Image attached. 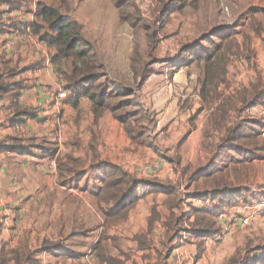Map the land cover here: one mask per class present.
<instances>
[{"label":"crops","instance_id":"obj_1","mask_svg":"<svg viewBox=\"0 0 264 264\" xmlns=\"http://www.w3.org/2000/svg\"><path fill=\"white\" fill-rule=\"evenodd\" d=\"M21 1L22 6L17 8L0 0V71L6 82L21 84L20 105L37 110L38 115L20 124L25 118L15 117V98L8 96L0 100V144L13 146L21 142L23 147H34L27 155L2 152L0 148V221L3 223L0 255L2 258L4 255L1 261L30 264L27 262L30 257L37 264H101L94 249L102 241L106 255L124 264L228 262L242 242L238 234L224 239L217 235L205 239L191 237L183 245L177 243L178 238L170 240L174 234L168 224L172 217L181 216L182 209L179 203L172 207L167 195L148 196L129 212L126 220L114 222H108L105 216L114 205L100 202L95 195L102 186V168L107 163L134 176L135 171L130 168L136 163L161 161L163 180L159 182L175 185L170 181L174 168V174L182 171L186 176L188 172L210 168L216 162L227 136H220L217 131L222 119L211 130L207 121L208 116L210 121L213 117L206 107H201L192 124L195 113L189 110V99L178 97L184 88H190L183 74L191 66L182 68L169 80L163 75L158 77V68H155V73L137 87V99H133L132 106L154 113L156 121V128L144 126L152 146H138L111 112L96 120L89 99L83 98L77 109L68 104L70 98L63 105L58 104V93L62 89L66 91V82L52 62L56 51L29 30L36 22L41 0ZM83 4L80 7L75 0H70V11L60 10V13L83 27L84 37L94 45L97 55L106 58L105 63L101 57L100 61L108 73L113 67L115 71L126 70L129 58L110 43L119 27L125 25L121 24L118 9L111 0H88ZM160 66L169 70L168 64ZM11 69L15 75L9 73ZM118 86L125 85L115 84ZM201 91L198 96L203 102ZM148 93L152 97H148L149 102L141 101V94L148 96ZM178 109L191 113L186 124L178 118L175 120ZM58 127L63 132L61 139H58ZM65 141L68 149L63 150ZM155 141L169 145L161 152ZM44 144L57 150L55 159L41 157ZM253 162L264 163V160ZM253 162L235 161L230 165L228 180L234 184L249 180L252 171L249 165ZM250 180H254L253 175ZM238 185L248 191V194L243 191L246 198L256 197L263 191L256 192L251 184ZM189 201L197 209L214 207L210 202ZM240 204L235 208L243 207ZM42 248L47 250L40 251ZM35 251L37 254H33Z\"/></svg>","mask_w":264,"mask_h":264},{"label":"trees","instance_id":"obj_2","mask_svg":"<svg viewBox=\"0 0 264 264\" xmlns=\"http://www.w3.org/2000/svg\"><path fill=\"white\" fill-rule=\"evenodd\" d=\"M63 1V5L68 4V0ZM113 1L120 12L121 24H129L136 32L140 19L139 21H134L133 19L130 21L128 13L125 14L123 12L127 7L126 0ZM171 1L177 2L178 0ZM187 2L188 0H182L179 5H174L175 3L172 2L171 5L170 2L167 3V6L162 11L163 16H168L177 10L185 9ZM6 3L11 5V7L19 8L22 6L21 0H6ZM30 29L34 34L40 36L41 41L50 49L56 51L52 62L66 82V91L70 94V99H67L69 105L77 109L79 108L80 101L83 98H87L93 104V112L96 120L101 118L104 113L111 112L114 118L124 126L126 133L134 144L142 147L152 146L146 136L148 129L145 127L153 126V128H156L155 114L141 108H134L132 106V100L127 99L125 93L116 91L115 83L107 77L103 70L104 66L100 61L101 58L97 55L94 45L84 37L83 27L79 23L63 17L58 7L40 2L37 8L36 22ZM226 30L224 28L220 31L217 30V33L220 32L217 41H220L221 44L216 43V41L214 42L212 38H205L193 45L181 47L178 53L179 55L177 54L174 58H166L158 61L152 60L141 65L135 59L139 58V48L135 47L133 58L131 59V69L136 80V87L140 88L155 73L154 66L157 64H168L169 77H172L184 67L202 64L204 66V80L201 83V96L206 107L211 87L224 74L226 69L225 64L223 69L220 66V58L223 57L224 44L235 35L233 32L229 34L224 33ZM150 37L154 41L156 34L153 33ZM9 73L11 75L16 74L12 69ZM21 89V84L6 82L0 71V100L8 96L15 98L16 102L13 105L15 117H24L25 119L19 121L20 124H23L27 121L26 119L37 118L38 114L37 110L24 109L20 105L19 96ZM263 93L260 87L256 85L254 87L253 98L249 103L246 99L242 100V102L249 108L262 105L264 104ZM228 102L232 104V99H228ZM220 109L222 111V107ZM262 128V123H258L254 119H247L241 125L236 124L228 132L227 138L221 145V149L216 157V162L217 160L218 162H214L210 168L197 170L190 177L188 189L191 190L194 186L196 189L188 193V199L210 202L214 207L212 209H197L189 202V217L185 214L179 218L172 217L170 219L168 225L174 234L170 240L177 238L179 235L182 238L184 236L183 233L187 234V240L191 237H197L199 239L215 237L220 233V228L215 219L218 212L246 202L243 191L248 193L247 190L231 187L227 184L231 170L230 165H233L235 161L252 162V160L261 158V153L264 151V144H261L260 139ZM0 148L2 152H14L20 155H27L32 153V148L34 147L32 145L23 147L21 142H19L13 146L2 143L0 144ZM41 151L42 158L55 159L57 154V150L48 144L42 145ZM61 174L62 176L64 175L63 169L61 170ZM101 174L100 182L102 186L95 192V195L100 202L107 205H114L105 214L108 222L126 220L129 212L141 200L146 199L150 195H167L172 207H177L179 203L177 194L178 185L176 186V184L134 177L121 167L110 163H107L102 168ZM217 175L220 176L219 179H216L218 177ZM201 183H205L208 187L200 189ZM187 218L189 220L188 222ZM184 222L192 224V227H189L187 230H185V227L180 228ZM2 228L3 223L0 221V234ZM251 244L247 245L248 257L246 260L240 261L242 259L240 257L241 253L237 251L235 257H232L226 264H264V253L260 258H251L252 253L260 250H254L255 247H252L253 244ZM258 247L264 248V244L262 246L258 245ZM41 250L46 251L47 249L42 248ZM94 251L100 259L101 264H124L122 261L106 255L102 241L98 242ZM33 254H37V251ZM1 259H4V255L3 258L0 255V264H6ZM30 259L29 257L27 260L28 263L37 264Z\"/></svg>","mask_w":264,"mask_h":264},{"label":"rangeland","instance_id":"obj_3","mask_svg":"<svg viewBox=\"0 0 264 264\" xmlns=\"http://www.w3.org/2000/svg\"><path fill=\"white\" fill-rule=\"evenodd\" d=\"M62 1L41 0L44 4L56 6L63 11H70V0H68V4L64 5ZM75 1L77 5L83 7V3L88 0ZM181 1L182 0H178L177 2L171 0H126L127 7L123 12L125 14L128 13L130 21H132V19L134 21H139L140 19L138 29L135 32L129 24L120 26L116 35L110 40V43L113 48L120 51V54L123 53L125 56L127 55L129 58V67L126 68V70L123 68L124 70L120 71H115L113 67L109 73L107 72V67H104V72L115 84L125 85L118 86L119 88L114 87L116 91L125 93L127 99L132 101L133 99L136 100L138 89L130 66L132 64L131 59L133 58L135 47L139 48V58L135 59L141 65L142 63H147L152 60L158 61L170 56L174 57L176 52L179 53L181 47L193 45L205 38H212L214 42L216 41V43L221 44L220 41H217V39H219L218 34L220 33H217V30L220 31L223 28L227 29L224 33L229 34L233 32L235 35L224 44V58H220V66H222L223 69L225 64L226 69L224 74L215 81L210 89L206 109L210 117H213V120L210 121L207 112L204 111L206 112V116H208L207 122L209 128L212 130L215 125L214 123L222 119L220 122L221 125L217 128V131H219L220 136L224 135L225 137L226 135L228 136V132L233 129L236 124L241 125L247 119H254V121L262 123L263 125L260 139L261 144H264V104L249 108L242 102V100L246 99L249 103L253 98L254 87L256 85L264 92V0H188L185 9H181L180 11L177 10L170 13L168 16H163L162 11L167 6V3L170 2L171 5L172 2L175 3L174 5H179ZM111 2L116 8L115 2L113 0H111ZM72 9L76 11L75 7ZM118 13L120 15L119 11ZM153 33L156 34L154 41L150 37ZM100 57L103 61L104 59L106 60L103 55H100ZM103 63H105V61ZM203 67L202 64H195L186 70L184 69L183 79L189 81L190 88H184V91H181L178 95L181 99H189L190 101V103H188L189 110L191 113L192 111L195 113L192 116V124L198 116L197 109L199 108L200 110L201 107L202 109L205 108L204 102H202L201 98L198 96L199 91H201L200 81L204 80ZM154 68H158V77L163 75L166 80L170 79L167 75L168 69L166 66L162 67L160 64H157ZM150 95L149 93L148 96H143L141 94V101L146 99L147 102H149L148 97H150V99L152 98ZM228 99H232V104L228 102ZM220 107H222V111ZM190 112L188 110L182 112H180L179 109L176 110L178 115L175 116V120L178 118L186 124V118L191 116ZM214 114H216V116ZM217 124H219V122H217ZM147 127L151 128V126ZM59 130H61L60 127H58L57 134ZM61 138L62 137L58 139ZM164 138L167 137H162V141ZM157 141H155L154 144L157 145L158 149H161V152H163L162 148L164 149L169 145L168 143L164 144L161 141ZM174 145L175 144H170V146ZM177 146H179V143L176 147ZM64 149H68L67 141L64 142L63 150ZM260 160H264V151L261 153V158L252 160V162ZM247 162L249 163L250 161ZM250 166L252 171L249 173V180L237 181L236 184L228 180L227 184L236 188L244 187L238 184H251L252 187L257 190L256 192L259 190L263 191L257 194L258 196L256 197H245V199L248 200L245 203L242 202L240 206L243 205L244 207V205H247L248 207L235 208V206L224 210V225L231 229L230 234L225 237L238 234L240 241H242L237 249V251L241 253L240 257H242V259L240 261L247 259V245L250 243L253 244H251L252 247H255L254 250L260 249L252 253L251 258H260L264 253V248L258 247V245L262 246L264 244V163L254 164L253 162L249 165V169ZM53 169L55 171L54 167ZM130 169L133 171L136 170L135 167ZM175 170L176 168H174V171ZM174 171L170 173V181L174 182L176 186L179 185L177 189L178 196L180 197L179 207L182 209L181 215L183 216L186 214V216H188V203L190 202L187 196L188 193H190L188 182L190 177L193 176L197 170L191 171L190 173L188 172L186 176L182 174V171L176 172V174H174ZM54 175H56L55 172ZM252 175L254 180H250ZM134 176L142 178L136 171L134 172ZM161 176L162 174L153 179L162 181L163 179H161ZM219 177L220 176L216 177V179H219ZM207 187L205 183L200 184V189H205ZM194 189H196L195 186L192 190L194 191ZM188 221L187 218V222ZM234 223H236V227L232 228ZM186 225L192 227V224L185 222L182 227H186ZM217 225L221 233V227L218 223ZM220 233L217 236H221ZM225 237H221V239ZM177 238V243L180 245H183L184 241L187 240V236ZM183 238L186 239L183 241ZM109 250L111 251V248ZM233 257H235V255Z\"/></svg>","mask_w":264,"mask_h":264},{"label":"built area","instance_id":"obj_4","mask_svg":"<svg viewBox=\"0 0 264 264\" xmlns=\"http://www.w3.org/2000/svg\"><path fill=\"white\" fill-rule=\"evenodd\" d=\"M31 28V27H30ZM29 30L31 31V29ZM69 92L65 90H61L58 93V104L63 105L64 101H66L69 98ZM59 138L62 137V131H58ZM135 171L138 173L139 176H142V178H157L162 174V162L161 161H155V162H142V163H136L135 164ZM179 187V185H178ZM227 213V212H226ZM228 214V213H227ZM216 222L221 227V236H217L221 239V237H225L230 234V228L224 225V219H225V211H219L218 214L215 217ZM236 227V223L232 225V228ZM189 229V226L186 225L185 230ZM183 237L187 236L186 233H183ZM186 238H183V241ZM183 243V242H182Z\"/></svg>","mask_w":264,"mask_h":264}]
</instances>
